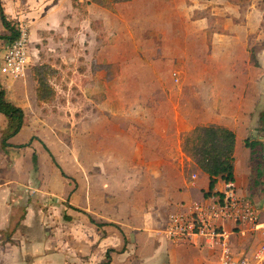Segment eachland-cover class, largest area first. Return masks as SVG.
I'll return each instance as SVG.
<instances>
[{
	"label": "crops",
	"instance_id": "0c3cea01",
	"mask_svg": "<svg viewBox=\"0 0 264 264\" xmlns=\"http://www.w3.org/2000/svg\"><path fill=\"white\" fill-rule=\"evenodd\" d=\"M109 1L0 0V15L16 31L26 25L29 33L24 75L0 73V89L24 115L20 132L5 147L1 134L6 123L0 127V264H217L218 251L202 239L174 243L161 234L169 213L213 195L205 196L208 176L181 149L182 135L200 125L235 133L234 184L264 221V176L260 184L250 185V152L244 144L258 137L264 113V0H208L209 17L215 19L208 30L200 26L204 0L197 1L199 27H193L192 48L200 51V61L196 64L193 54L194 64L216 67V74L193 77L189 93L197 104L180 89L146 85L165 83L167 75L132 73L125 79L122 61L130 57L135 63L132 58L140 59L142 45L122 43L116 34L120 23L133 17L121 8L135 0L111 9L103 4ZM103 26L105 42L98 39ZM5 34L0 18V35ZM10 43L0 40V63ZM154 46L169 48L167 42ZM43 64L59 71L70 105L37 104L31 69ZM114 65L120 70L111 75L95 68ZM122 80L146 83L122 85ZM99 93L97 104L87 100ZM29 97L35 105L25 102ZM62 112L70 136L79 125V151L53 131L64 126L57 128L56 115ZM93 137L95 156L89 152ZM60 146L64 153H56ZM93 161L95 170L89 172L87 163ZM106 178L115 180V188ZM228 226L234 229L235 254L254 249L256 239Z\"/></svg>",
	"mask_w": 264,
	"mask_h": 264
},
{
	"label": "rangeland",
	"instance_id": "374dc122",
	"mask_svg": "<svg viewBox=\"0 0 264 264\" xmlns=\"http://www.w3.org/2000/svg\"><path fill=\"white\" fill-rule=\"evenodd\" d=\"M198 0H135L130 6L122 7V12L130 13L133 17L130 21H122L120 23V34L117 35V39L123 42L134 41L136 43H141V51L138 52L140 59L137 60L136 56H133L132 60L135 61L131 65L130 57H126V60L122 61L121 71L123 75L129 78V75L132 73H140L142 75H147L151 73H157L159 75L166 76L167 81L170 82V86L162 82H131L122 80V85H137L139 83L150 85L153 84L156 88L166 86L169 89L177 90L180 89V93H183L184 98L189 100L193 104H197L198 99L192 97L193 94L189 93V90L193 87L194 83L193 77H197L199 74H216V67L209 66H198L194 64L193 54L196 56V64H199V55L200 51H194L193 47V38L195 35L192 34L193 27L196 25L199 27L198 20L196 18L198 9ZM202 5H205L202 11H205V19L201 22V27L205 26V29L208 30L209 27L215 25V19L209 17V6L208 0H204ZM134 13V14H133ZM194 18V19H193ZM122 20V19H121ZM196 20V21H194ZM112 24V22H109ZM103 26V32L100 33L101 42H105V37L107 31L105 32ZM112 28V25L109 26V32ZM101 31V29L99 30ZM119 35V36H118ZM131 36V38H130ZM108 41L113 40L112 36H107ZM197 39V38H196ZM167 42L169 48L167 50H156L154 49L156 44ZM184 45V46H183ZM153 46V48H149ZM1 49V48H0ZM208 53V51H206ZM165 54V55H164ZM134 55V53H133ZM183 55H187L188 58H184V62L181 58ZM135 57V59H134ZM207 57V56H206ZM137 63H140L136 66ZM47 65V64H45ZM50 67V65L48 64ZM97 71H102L103 67H95ZM137 68V71L136 70ZM55 74L50 78V85L55 91V100L46 104L56 109V107H63L70 105V98L68 95L64 94L65 86L61 82V77L59 71L54 68ZM120 70V67L118 68ZM104 71V70H103ZM135 71V72H134ZM176 75V76H174ZM32 80L27 79L26 86L29 88V92H32ZM57 86V88H56ZM166 88V89H167ZM13 90V89H12ZM62 90V91H61ZM96 93V92H94ZM99 95V96H97ZM91 97V98H90ZM87 100L92 101L94 104H97L100 99L99 94H92ZM74 99V98H73ZM28 105H35L32 98H26L25 101ZM81 104V103H79ZM58 112V110H56ZM41 115V114H40ZM57 120V128L60 127L61 123L64 125L61 129L53 130L58 138L65 144L68 143L70 148L75 151H79L81 147V137H80V128L79 125L75 124L73 130L71 129V136L69 135V130L66 129L69 127V122L66 120V115L62 112L59 115ZM55 116V117H56ZM70 116V115H69ZM75 118L79 119L80 114H76ZM61 119V120H60ZM5 118H0V127L5 125ZM65 127V128H64ZM77 128V129H75ZM70 129V128H68ZM25 131L21 134L22 139L25 137ZM19 139V138H18ZM70 140H74V143H71ZM93 145L92 148H89V152L92 155H96V141L95 137L90 141ZM91 147V145H90ZM55 148H53L54 150ZM182 149V148H181ZM66 148L63 146L56 147V153H64ZM95 162L87 163L89 172L95 170ZM109 181V184L113 187L116 185V182L112 178H106V181ZM264 180V179H263ZM253 177L251 178L250 185H252ZM115 188V187H114ZM264 192V189L263 191ZM29 195V194H28ZM34 195V194H33ZM30 196V195H29ZM124 199V194H123ZM264 202V201H263Z\"/></svg>",
	"mask_w": 264,
	"mask_h": 264
},
{
	"label": "built area",
	"instance_id": "2783aa9c",
	"mask_svg": "<svg viewBox=\"0 0 264 264\" xmlns=\"http://www.w3.org/2000/svg\"><path fill=\"white\" fill-rule=\"evenodd\" d=\"M28 43V27L20 25L15 39L5 49L0 63L2 75H24L29 64ZM228 224L256 239L252 251L234 253L230 241L234 229ZM161 234L174 243L202 239L209 249L218 251L217 264H264V221L260 220L257 208L238 195L234 182H223L222 190L209 199L191 202L181 211L169 213Z\"/></svg>",
	"mask_w": 264,
	"mask_h": 264
},
{
	"label": "trees",
	"instance_id": "16d2710c",
	"mask_svg": "<svg viewBox=\"0 0 264 264\" xmlns=\"http://www.w3.org/2000/svg\"><path fill=\"white\" fill-rule=\"evenodd\" d=\"M129 1L131 0H110L103 4L111 9L113 4ZM0 18L2 25L8 31V34L0 35V40L12 42L17 31L2 13ZM103 69L111 75L113 69L117 70L118 66H104ZM54 74L55 71L45 64L34 66L31 69L38 105L50 104L55 100V91L49 83ZM0 114L6 119V126L1 134V145L5 147L7 141L20 132L24 115L19 108L8 101L3 89H0ZM259 121L258 137L253 140L248 137L244 141L245 147L250 152V168L253 173V183L256 185L260 184L259 181L264 176V113L260 115ZM235 138L233 131L219 125H200L182 135V152L209 178L208 192L205 194L207 197L213 194L218 182H234Z\"/></svg>",
	"mask_w": 264,
	"mask_h": 264
}]
</instances>
